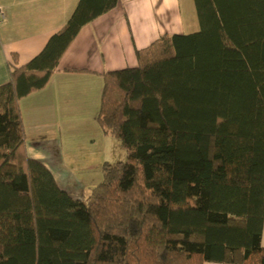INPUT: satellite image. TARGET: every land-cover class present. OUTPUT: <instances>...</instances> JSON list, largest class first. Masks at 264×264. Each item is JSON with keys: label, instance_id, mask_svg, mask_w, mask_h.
<instances>
[{"label": "trees", "instance_id": "16d2710c", "mask_svg": "<svg viewBox=\"0 0 264 264\" xmlns=\"http://www.w3.org/2000/svg\"><path fill=\"white\" fill-rule=\"evenodd\" d=\"M117 3L79 0L0 84V264H264V0H193L197 31L103 74L97 122L128 158L86 200L26 154L19 100Z\"/></svg>", "mask_w": 264, "mask_h": 264}, {"label": "crops", "instance_id": "0c3cea01", "mask_svg": "<svg viewBox=\"0 0 264 264\" xmlns=\"http://www.w3.org/2000/svg\"><path fill=\"white\" fill-rule=\"evenodd\" d=\"M78 1L0 0V84L10 66L24 65L42 50ZM198 29L193 0H118L82 26L46 85L19 100L26 154L49 169L60 189L86 200L102 179L103 164L122 160L115 151L119 141L97 122L103 74L136 66V50L164 34Z\"/></svg>", "mask_w": 264, "mask_h": 264}, {"label": "rangeland", "instance_id": "374dc122", "mask_svg": "<svg viewBox=\"0 0 264 264\" xmlns=\"http://www.w3.org/2000/svg\"><path fill=\"white\" fill-rule=\"evenodd\" d=\"M117 144V148H115L116 154L122 155V160H127L128 157L126 156V150L121 146L120 142Z\"/></svg>", "mask_w": 264, "mask_h": 264}, {"label": "built area", "instance_id": "2783aa9c", "mask_svg": "<svg viewBox=\"0 0 264 264\" xmlns=\"http://www.w3.org/2000/svg\"><path fill=\"white\" fill-rule=\"evenodd\" d=\"M4 18V14L3 12L0 10V20H2Z\"/></svg>", "mask_w": 264, "mask_h": 264}]
</instances>
